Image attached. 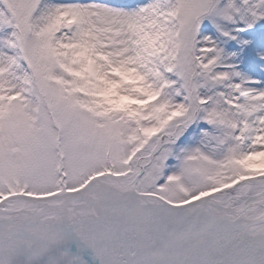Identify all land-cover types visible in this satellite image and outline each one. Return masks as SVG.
<instances>
[{
	"label": "snow or ice",
	"instance_id": "6c2138e0",
	"mask_svg": "<svg viewBox=\"0 0 264 264\" xmlns=\"http://www.w3.org/2000/svg\"><path fill=\"white\" fill-rule=\"evenodd\" d=\"M0 264H264V0H0Z\"/></svg>",
	"mask_w": 264,
	"mask_h": 264
}]
</instances>
